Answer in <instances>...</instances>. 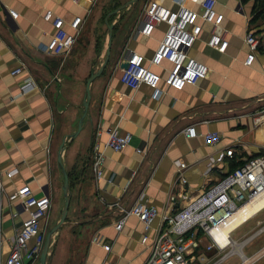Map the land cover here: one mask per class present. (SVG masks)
Listing matches in <instances>:
<instances>
[{
  "label": "crops",
  "instance_id": "0c3cea01",
  "mask_svg": "<svg viewBox=\"0 0 264 264\" xmlns=\"http://www.w3.org/2000/svg\"><path fill=\"white\" fill-rule=\"evenodd\" d=\"M159 1L177 8L173 0ZM100 2L0 0V260L7 257L9 241L27 217L9 195L29 185L37 196H50L49 219L43 223L46 239L65 205L64 168L71 192L66 220L72 219L71 227L76 229L68 240L49 250L47 264H144L163 215L177 213L231 171L264 155V120L255 119L264 106V42L252 64L244 63L249 53L246 35H264V0H217L220 22L216 26L203 23L190 51L191 57L209 67L207 78L182 91L162 84L160 97L146 85L133 90L120 79L129 53L152 56L165 30L161 25L151 38L142 36L138 29L144 13L139 17L147 4L143 3L135 19L130 16L135 2L127 6L128 19L113 20L109 62L91 85L81 131L71 137L83 117L87 81L107 55L108 16L102 20L105 3L99 7ZM7 9L16 11L17 19ZM48 9L63 18L66 26L82 17L80 34L68 53L54 56L45 51L55 33L52 23L43 18ZM212 32L222 35L220 49L207 45ZM21 64L28 72L12 75ZM28 75L37 87L21 95L20 86ZM191 124L199 133L195 138L184 133ZM116 126L132 135L131 144L121 151L106 148L108 130ZM209 131L221 133L218 144L205 142L202 135ZM94 144L106 155L100 181L87 159L93 155ZM229 149L231 156L226 155ZM176 160L188 165L184 173L187 199L180 197L177 187ZM10 170H15L12 177L6 175ZM141 196L161 216L148 232L134 216L116 229L123 212L114 203L130 209ZM145 234L148 240L143 243ZM232 235L247 259L235 255L220 264L234 257L240 259L239 264L263 259L264 245L250 256L244 250L255 239H264V208L238 225ZM198 236L199 246L188 258L191 264H212L221 254L217 249L207 250L210 239L206 235L199 231ZM39 259L32 264H41Z\"/></svg>",
  "mask_w": 264,
  "mask_h": 264
},
{
  "label": "built area",
  "instance_id": "2783aa9c",
  "mask_svg": "<svg viewBox=\"0 0 264 264\" xmlns=\"http://www.w3.org/2000/svg\"><path fill=\"white\" fill-rule=\"evenodd\" d=\"M173 1L177 4L176 9L165 6L159 0H150L145 7L144 18L138 32L144 37L151 38L161 25L165 26V30L152 56L147 57L134 51L129 53L120 79L133 90L146 85L153 90L154 95L160 97L163 93L160 88L162 84L167 88L182 91L187 85L196 84L208 76L209 67L191 57L190 51L199 38L203 23L216 26L220 22L221 16L216 7L217 0ZM7 11L13 19H17L16 11L11 9ZM43 18L51 22L55 29V33L45 45L46 53L54 56L68 53L80 34L82 17L74 18L66 26L63 18L56 16L52 10L48 9ZM263 42L264 35L253 32L246 35L245 43L249 48L244 62L246 65L252 64ZM207 45L220 49L223 46L222 35L212 32ZM156 68L161 72H158ZM24 72H28L27 67L21 64L12 70V75ZM36 87V82L28 75L20 86V94L28 93ZM255 119L257 122L264 120V106ZM184 133L189 138L199 135L194 124L189 125ZM100 134L101 130L98 129L97 136ZM202 136L209 145H216L221 140V133L217 131H209ZM131 140L130 133L122 132L116 126L108 130L106 148L121 151L131 144ZM93 148L92 170L96 180L100 181L104 177L106 155L99 150L98 144H94ZM137 151L143 152L141 149ZM226 155H233V150H227ZM175 164L178 169L177 187L180 197L187 199L188 193L185 186L188 180L184 173L188 165L180 160H176ZM14 173L15 170L6 171L8 177H12ZM1 177L0 173V190L2 189ZM109 182L112 181L109 180ZM263 193L264 155L250 159L177 213L163 215L159 232L144 264H191L188 257H191L190 255L194 254L199 246V236L197 237L199 231L210 239L207 250L217 249L221 254L212 264H220L235 255L246 261L243 251L236 250L238 244L232 235L236 227L227 228L241 207ZM9 200L11 203L20 204L27 213V217L14 237L10 239L8 255L0 260V264H32L41 255L44 247L43 223H47L49 219L51 198L46 194L37 196L29 185H24L11 193ZM114 205H118L123 212V217L116 224L118 230L123 227L129 216H134L142 223L145 232H148L155 220L161 216L159 209L143 196L130 209L122 208L119 203ZM263 208L264 206L261 209ZM147 240L148 236L145 234L142 242L145 243ZM104 247L107 250L110 248ZM2 248L3 243L0 241V252Z\"/></svg>",
  "mask_w": 264,
  "mask_h": 264
},
{
  "label": "rangeland",
  "instance_id": "374dc122",
  "mask_svg": "<svg viewBox=\"0 0 264 264\" xmlns=\"http://www.w3.org/2000/svg\"><path fill=\"white\" fill-rule=\"evenodd\" d=\"M131 0H101V4L99 7H103V4L105 3V6L102 8V20L106 19V17L113 12L114 10L118 9L121 6L126 5L128 2H130ZM145 1V2H144ZM150 0H137L134 3V7L132 8V11L130 12V16L132 15L131 19H135L136 16L139 14L143 3H145V5L149 2ZM102 5V6H101ZM144 5V6H145ZM127 8L125 7L124 9L120 10L119 13L114 14L112 16L109 17V23H112L113 20H123L126 18L127 16ZM143 13H144V9L143 11L140 13V17L139 19L143 18ZM119 15V16H118ZM128 18H126L127 20ZM138 19V20H139ZM133 21V20H130ZM108 32V31H106ZM106 39H108L107 34L105 35ZM108 45V44H107ZM106 55V51L105 54ZM104 59V58H103ZM96 64H99V61L96 62ZM89 163H90V169H91V164H92V155L91 157L87 158ZM64 208V207H63ZM63 208L61 207L60 211L57 213L56 215V219L53 222V226L51 227V229L57 224V222L60 220L61 215H62V211ZM71 222L72 219L70 220L69 218L66 220V222L64 223V225L52 236V240H51V245L49 250L54 247V245L58 244V243H63L64 240H68V234H71L72 231L74 232L76 229V226L71 227ZM50 229V230H51ZM49 230V231H50ZM46 241V239H45ZM264 245V239L261 240V238H257L255 239L252 243H250L246 248H245V253L247 254V256H250V254L256 252L259 248H261ZM242 245H240L238 248L239 250L241 249ZM40 261V259H39ZM240 259L234 257L232 259H230L228 261V263L226 262L225 264H239ZM257 264H264V258L261 259L260 261L257 262Z\"/></svg>",
  "mask_w": 264,
  "mask_h": 264
},
{
  "label": "water",
  "instance_id": "95a60500",
  "mask_svg": "<svg viewBox=\"0 0 264 264\" xmlns=\"http://www.w3.org/2000/svg\"><path fill=\"white\" fill-rule=\"evenodd\" d=\"M137 0H131L130 2H128L126 5L119 7L118 9L114 10L113 12H111L107 19H106V23L108 26V47H107V55L106 58L102 64V66L100 67V69L97 72H92L88 81H87V85H86V93H85V98L83 101V109H84V113H83V117L80 119L79 122V127H78V131L76 133H74L73 135H71V137L76 136L82 129V123H83V118L84 116L87 114L88 112V108H89V104H90V100H91V85L93 83V81L103 72L104 68L107 66L109 59H110V53H111V44H112V37H113V28H114V23H109L108 18L114 14H117L120 10L124 9L125 7L133 4L134 2H136ZM65 143V141H64ZM64 149V144L61 147V150L63 151ZM61 151V152H62ZM59 161H61V153L59 156ZM64 173V185H63V192H64V196H65V205L63 208V212L61 215L60 220L57 222V224L48 232L47 237H46V241L44 243V247L42 250V253L40 255V263L41 264H47V256H48V252H49V248L51 245V240H52V236L53 234H55L66 222V218H67V214H68V210H69V205H70V183H69V175L66 172L65 168L63 170Z\"/></svg>",
  "mask_w": 264,
  "mask_h": 264
},
{
  "label": "bare ground",
  "instance_id": "6f19581e",
  "mask_svg": "<svg viewBox=\"0 0 264 264\" xmlns=\"http://www.w3.org/2000/svg\"><path fill=\"white\" fill-rule=\"evenodd\" d=\"M264 206V193L256 197L250 203L241 207L233 219L230 221L229 226L227 229H232L240 225L241 223L247 221L252 215H254L257 211H259ZM240 244L236 247L237 251L239 250ZM242 248V246L240 247ZM246 260V259H245Z\"/></svg>",
  "mask_w": 264,
  "mask_h": 264
},
{
  "label": "trees",
  "instance_id": "16d2710c",
  "mask_svg": "<svg viewBox=\"0 0 264 264\" xmlns=\"http://www.w3.org/2000/svg\"><path fill=\"white\" fill-rule=\"evenodd\" d=\"M242 165H243V164H242ZM242 165H241V166H242ZM234 170H235V169H234ZM234 170H233V171H234ZM233 171H231L230 173H232Z\"/></svg>",
  "mask_w": 264,
  "mask_h": 264
}]
</instances>
